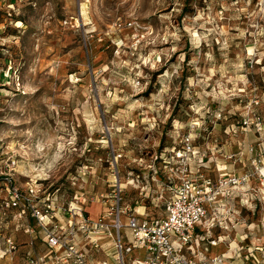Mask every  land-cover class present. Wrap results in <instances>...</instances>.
Wrapping results in <instances>:
<instances>
[{"label":"rangeland","instance_id":"374dc122","mask_svg":"<svg viewBox=\"0 0 264 264\" xmlns=\"http://www.w3.org/2000/svg\"><path fill=\"white\" fill-rule=\"evenodd\" d=\"M185 168L225 184L200 253L264 264V0H0V264L48 250L29 211L5 208L10 179L67 225L84 200L116 210L118 187L120 208L162 213ZM114 236L89 254L117 264Z\"/></svg>","mask_w":264,"mask_h":264},{"label":"built area","instance_id":"2783aa9c","mask_svg":"<svg viewBox=\"0 0 264 264\" xmlns=\"http://www.w3.org/2000/svg\"><path fill=\"white\" fill-rule=\"evenodd\" d=\"M183 141V150L177 153V158L185 161L194 156L195 146L190 135H186ZM187 171L185 168L184 176L182 179L179 178L178 184L169 178V183L166 185L168 195L164 199V211L153 217L141 218L130 210L120 208L122 188L118 187L114 195L116 210L113 207L107 208L104 214L91 219L82 208L71 209L70 207L69 217L66 219L67 225L58 221L55 224L53 220L55 203L50 201L49 197L36 196L35 189L32 187L27 188L25 192L22 191L11 179L5 208L18 209L17 222L23 220L26 212L29 211L42 228L48 255L29 258L30 264H45L49 261L53 264H89L85 251L87 249L84 247L88 245L95 251H100L102 248L97 240L91 239L92 235L102 233L110 235L112 230L115 232L114 247L117 264H126L125 256L134 249H143L144 258L133 256L129 259V264H225L223 257L213 256L211 260H208L205 256L196 254L193 247L198 229L205 224L208 230L216 226L217 217L210 216V208L225 184L221 181L219 185H216L202 174L198 178H191ZM41 201L43 206L39 205ZM1 214L6 213L1 212ZM123 216H127V222L123 221ZM123 228L131 233V238L125 243L122 241ZM25 232L32 231L26 228ZM81 241L86 244L81 246ZM6 242L9 250L16 248L11 238H8ZM211 242L215 243V241ZM102 263L107 264L105 261Z\"/></svg>","mask_w":264,"mask_h":264},{"label":"crops","instance_id":"0c3cea01","mask_svg":"<svg viewBox=\"0 0 264 264\" xmlns=\"http://www.w3.org/2000/svg\"><path fill=\"white\" fill-rule=\"evenodd\" d=\"M84 203H82V207L84 208ZM102 207H103V205H101ZM164 206V205H163ZM82 207H80V208H82ZM102 207L100 208L101 210L99 211V212H97L98 210H97V208H93V207H91V206H88V207H86V210H87V212L90 214V218L91 219H96L98 216H100V215H102V214H104V212L106 211V209H102ZM92 209V212L90 213V210ZM164 210H162V212H163ZM135 214V213H134ZM161 213L159 212V213H157V214H154L153 216H156V215H160ZM135 215H138L139 217H141V218H144V217H153V216H149V215H147V214H143V213H141V214H135ZM89 216V215H88ZM59 222V221H58ZM217 224H219V225H217ZM216 227H222V225H221V223L219 222V220H217V223H216ZM215 228V227H214ZM213 230V228L212 229H207V225L205 224L203 227H201L200 229H198L197 230V236H196V240L193 242V247H194V250H195V252H196V254H199L200 256H201V253H200V250H201V246H202V248H203V246H206V248H207V246H208V248H212V249H216V247L214 246L215 244H217V240H215L214 239V241H215V243H213L212 244V242H211V240L210 239H208V235L211 233V231ZM240 232H242L241 230H240ZM235 235H238L236 232H235ZM232 237H233V235H232ZM226 240H227V238H226ZM43 241L45 242V238H44V235H43ZM235 242L236 241H238L237 240V237H236V239L234 240ZM40 242L41 241H38V246L40 245ZM208 242V243H207ZM226 242V241H225ZM235 242H233V243H235ZM84 242H80V245L82 246V244H83ZM46 244V243H45ZM211 245V247H209ZM47 246V245H46ZM102 247V246H101ZM85 249H87V250H85L86 252H87V256H88V262H89V264H93V262L95 261V264H98V263H101V264H103L102 262H106L107 264H110V262L108 261V257H107V260H104V261H101V260H99V258H97L96 256H95V254H89V251L90 252H93V253H97V252H99V251H95L93 248H90L89 246L88 247H84ZM108 249V248H107ZM106 248H101V250H103V251H105L106 252V250H107ZM28 255H30L31 256V254H28ZM45 256H47L48 255V251H47V253H45L44 254ZM97 255V254H96ZM29 256V257H30ZM202 256H204V255H202ZM226 256H227V253H226ZM41 257V256H40ZM139 257H141V255H139ZM206 257V256H205ZM46 259H48V258H46ZM230 261V260H229ZM49 262H51L52 263V261H49ZM231 262V264H242L241 263V261H239V260H233V261H230Z\"/></svg>","mask_w":264,"mask_h":264},{"label":"trees","instance_id":"16d2710c","mask_svg":"<svg viewBox=\"0 0 264 264\" xmlns=\"http://www.w3.org/2000/svg\"><path fill=\"white\" fill-rule=\"evenodd\" d=\"M165 206H163V210H164Z\"/></svg>","mask_w":264,"mask_h":264}]
</instances>
